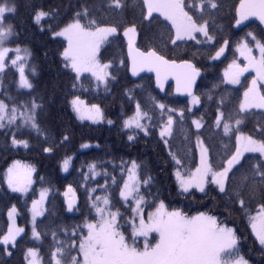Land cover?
Here are the masks:
<instances>
[{
    "label": "trees",
    "instance_id": "trees-1",
    "mask_svg": "<svg viewBox=\"0 0 264 264\" xmlns=\"http://www.w3.org/2000/svg\"><path fill=\"white\" fill-rule=\"evenodd\" d=\"M184 2L191 5L194 0ZM195 2L199 3V0ZM216 2L218 9L205 11L210 34L219 42L216 47H219L224 39L230 40L231 43L224 56L211 60L209 55L214 54L215 48L209 47L207 43L197 44L196 41L186 40L178 41L177 46H173L170 35H174V30L171 29L170 22L164 21V17L157 13H153L151 22L144 20L141 15V0H121L122 8L119 9L115 8L112 0H14L16 11L14 14H6L5 21L13 25L14 35L5 46L29 49L31 56L26 74L34 84L35 90L18 89L17 71L10 66L0 74V99H6L5 94L16 98L17 103L35 98L37 103L42 105L37 110V118L48 139L45 140L44 134L37 135L28 127L21 126L17 129L13 126L0 129V234L7 231V213L13 204L18 210L17 224L25 229V233L17 238V246H8L11 255H8L4 251L5 246L0 244V264H26L25 253L28 248L39 249L44 264H49L51 252L55 250L56 244L59 241H67L72 226L82 223L83 218L89 216V191L97 189L92 193L93 198L102 195L98 185L105 184V172L108 173V191L112 194L113 202L119 200V187L112 185L111 178L115 177L119 186H122L126 171L122 173L121 168L124 163L129 164L132 160L140 165L141 179L149 176L152 178L151 185L141 189L147 201L144 206L146 210L154 208L163 200L168 209H180L187 215L198 212L216 215L236 229L240 237L241 254L249 260V264H264V248H261L255 239L250 226V216L258 210L261 203L260 178L255 177L257 192L250 199L247 211L241 210L238 204L233 206L223 194H218L216 187L211 184L205 192L196 189L184 192L176 181L174 161L169 155L170 150L179 153L184 160L185 169L194 170L198 154L196 130L191 120L201 117L204 127L200 130V137L209 149V160L214 168L235 151V135H232L231 139L224 137L222 128L216 129L214 121L221 95L225 97L226 107L223 110L235 112L248 85V76L238 85H224L221 83L222 71L237 56L235 43L246 33L252 32L257 39L264 40V25L257 17H249L240 25H236L235 7L238 6L239 0ZM84 8L90 13L88 19L94 18L118 26V32L101 48V61L112 63L109 71L115 77L107 89L103 85L97 88L95 79L88 74H83L79 80L75 79V74L64 67L60 55L66 41L61 37L54 38L50 31V28L59 30L64 23L71 20L75 12ZM37 9L50 13L40 24L34 21ZM133 23L137 25L136 46L142 51L149 47L156 48L166 59L178 62L191 60L201 69L194 89V93L201 97L200 104L191 110L188 96L175 93L171 84L160 91L155 88L152 76H141L137 79L131 77L123 30ZM198 39L204 40L201 36H198ZM31 68H35L34 76ZM215 84L220 85L219 89L213 88ZM209 93L211 99L208 98ZM74 96H79L90 104H98L102 109L103 119L97 123L78 119L70 106V99ZM137 102L152 117L151 122H145L150 128L147 135L142 131L133 133L123 126L124 120L133 114ZM156 103L177 109L173 135L169 137L167 146L159 137V124L167 120V112L161 120L160 109L155 106ZM180 109H185L183 121L179 119ZM240 118V130L257 139H264L260 132V129L264 128L263 111L252 109ZM109 120L112 121L111 124L108 123ZM14 133L18 139L28 140L29 147L13 146L11 139ZM65 135L68 136L67 141L63 140ZM129 135H135L136 139L129 141ZM84 143H88V147L82 148ZM45 147H53L54 150L45 153ZM66 157H71L72 161L69 170L64 172L62 162ZM13 160L24 162L36 169L34 183L25 195L12 192L4 183L5 169ZM262 160L264 159L257 153H246L241 160L242 167L237 166L235 175L232 176V184L244 185L247 190L254 180L252 168ZM93 163L100 174L89 176L85 181L84 174L89 172V165ZM69 184L76 190L80 207L78 212L68 213L64 204L62 193ZM41 187H47L49 190L46 201L48 211L37 219L38 230L42 236L40 240H35L29 227V204ZM117 206L120 207V203ZM120 210L125 213L126 218L131 215L129 204L123 205ZM64 228L69 229L67 235ZM53 232L56 233L55 241ZM153 241L154 237L151 242ZM76 254L75 251L72 252V255Z\"/></svg>",
    "mask_w": 264,
    "mask_h": 264
},
{
    "label": "snow or ice",
    "instance_id": "snow-or-ice-1",
    "mask_svg": "<svg viewBox=\"0 0 264 264\" xmlns=\"http://www.w3.org/2000/svg\"><path fill=\"white\" fill-rule=\"evenodd\" d=\"M112 4L115 8H122L121 0H112ZM218 8L216 0H199V3L194 0L191 5H186L184 0H141V15L144 20L151 22L153 13H159L164 17V21L170 22L171 29L174 30V35H170L173 46H177L178 41L186 40L196 41L197 44L207 43L209 47L215 48L214 54L209 55L211 60H218L224 56L231 43L230 40L224 39L219 47H216L219 42L214 35L210 34L209 20L205 18V11ZM15 11L14 0H0V74L11 66L19 73L17 88L34 91V84L25 74L27 60L31 53L28 49H22L19 46L5 47L9 38L14 35L13 25L5 22L6 14H14ZM235 14L236 25H240L249 17H257L261 23H264V0H239L238 6L235 7ZM49 15V12L37 9L34 21L40 24L41 20ZM89 15L88 9L84 8L82 11L75 12L71 20L64 23L59 30L50 28V31L54 38L63 37L66 40V46L63 47L60 55L64 67L75 73V79L79 80L83 74L88 73L95 79L97 88L103 85L107 89L110 81L115 77L109 71L112 63L101 62V48L118 32V26L94 18L88 19ZM137 35L135 23L124 27L123 36L127 39L132 75L136 76L145 69L154 71L157 85L161 89L163 79L172 75L176 80V91L187 93L191 105L200 104L201 97L194 93L193 86L201 75V69L191 60H181L177 63L176 60L166 59L156 48L149 47L142 51L136 46ZM198 35L205 39L199 40ZM249 38L254 41V45L250 43ZM253 48L258 50V56L254 54ZM12 52L15 56L9 59V53ZM235 52L239 54V57H243L246 63L241 64L238 57L234 58L224 69L221 83L240 84V78L249 69H253L256 73L251 83L245 87L243 99L240 100L234 113L223 110L226 107L224 95L220 96L217 105L214 126L216 129L222 128L224 137L231 139L232 135H235V151L227 155V158L214 168L209 160V149L200 137V130L204 127L201 117L191 120L196 130V147L200 154L199 163L194 170L185 169L184 160L179 153L170 150L169 155L174 161L176 181L184 192H188L191 188L205 192L207 186L211 184L231 205L238 204L239 208L245 211L248 209L250 199L256 195L255 177L258 176L261 203L256 215L250 216V223L255 239L261 248H264V160L253 166L254 180L247 190L244 185L232 184V176L235 175L237 166L242 167L241 160L245 153H259L261 157H264V139H256L240 131L242 124L240 117L243 114L253 108L264 109V91H262L264 89V40L257 39L255 34L248 32L235 43ZM121 63L123 64L124 61ZM30 71L34 76L35 68H31ZM219 87V84L213 85L214 89ZM5 95L6 99H0V129L13 126L17 129L21 126L28 127L37 135L44 134L47 140L48 137L37 118V110L42 105L37 103L35 98L28 102L17 103L16 98ZM208 98H212L210 93ZM70 103L73 112L80 120L89 119L97 122L103 119L98 105L85 108L84 101L79 96H74ZM155 106L160 109L161 120L167 112V120L159 124V137L167 146L169 137L173 135L174 116L177 109L168 108L163 103H156ZM188 111L191 110L188 109ZM184 118L185 109H180L179 119L183 121ZM145 120L151 122L152 117L137 102L135 112L124 120L123 126L133 133L142 131L147 135L150 128L149 124L144 122ZM108 123L111 124L112 121L109 120ZM260 132L264 135V128H261ZM135 139V135L128 136L129 141ZM63 140L67 141L68 136L65 135ZM11 143L13 146L29 147L28 140L18 139L16 133L12 135ZM82 147H88V145L85 144ZM53 150V147L43 148L45 153H51ZM71 161V157L63 160L64 172L69 170ZM96 167L95 163L89 165V172L84 174L85 181L89 176L95 177L100 174ZM139 170L140 165L132 160L130 164L124 163L121 168L122 173L127 172V178L124 179L122 186H119L115 177L111 178L112 185L119 187V200L115 203L112 194L108 191L110 187L107 180L108 173H104L105 184L98 185L102 195L93 198L92 193L97 189L93 188L89 191V216L84 217L82 223L72 226L71 235L67 241H59L56 244L55 250L51 252L49 264H249V260L241 254L240 237L236 229L216 215L198 212L190 216L180 209L169 210L164 201L160 200L155 211L145 216L143 209L147 201L141 189L150 186L152 178L149 176L141 179ZM35 171L36 169L31 165H22L20 161H14L6 170L4 180L12 192L27 194L34 183ZM48 191V189H42L40 198L32 200L31 234L35 240H40L42 236L41 231L38 230L37 217L44 216L48 211L45 207ZM75 191L69 184L64 193L69 213L80 211ZM129 201L134 204V207L131 208V215L126 218L120 207L129 204ZM118 203L120 207L117 206ZM17 213L16 205L13 204L8 210L7 231L0 234V244L5 246L4 251L8 255H11L8 246L16 247L17 238L25 233V229L15 223ZM81 215L83 216V213ZM64 232L67 235L69 229L64 228ZM152 233L156 234L154 243L149 240ZM52 236L55 241L56 233L53 232ZM141 237L144 240L142 247L138 245ZM73 251L77 254L72 255ZM25 259L27 264H44L40 250L37 248H28Z\"/></svg>",
    "mask_w": 264,
    "mask_h": 264
},
{
    "label": "rangeland",
    "instance_id": "rangeland-1",
    "mask_svg": "<svg viewBox=\"0 0 264 264\" xmlns=\"http://www.w3.org/2000/svg\"><path fill=\"white\" fill-rule=\"evenodd\" d=\"M157 14H159V13H157ZM160 15V14H159ZM263 25H264V23H262ZM198 36H200V35H198ZM61 38H63V37H61ZM64 39V38H63ZM201 39H205L203 36H201ZM250 40H251V38H249ZM65 40V39H64ZM66 41V40H65ZM126 42H127V39H126ZM67 43V42H66ZM252 45H254V41H251L250 42ZM5 47H9V48H16V47H11V46H5ZM20 48H22V49H28L27 47H20ZM28 51H29V49H28ZM253 51H254V54L255 55H259V52H258V50L257 49H255V48H253ZM30 52V51H29ZM21 55H23V53H21ZM15 56V53L14 52H12V53H9V59H11L12 57H14ZM239 58V62L241 63V64H244V63H246V61H244V59H243V57H239V54L237 53V56L235 57V58ZM28 61H29V58H28V60H27V67H26V73H27V68H28ZM232 61V60H231ZM231 61L229 62V63H231ZM102 63H107V62H103V61H101ZM228 63V64H229ZM227 64V65H228ZM227 65L224 67V69L227 67ZM224 69H223V71H222V74H223V72H224ZM25 73V74H26ZM17 74H18V81H19V73L17 72ZM75 74V73H74ZM85 74H88V73H85ZM27 75V74H26ZM88 75H90V74H88ZM256 75V73H255V71L253 70V69H249V71L248 72H245L244 73V75L240 78V80H242L245 76H248V85L251 83V80H252V78L254 77ZM230 85V84H229ZM236 85H238V84H236ZM235 86V85H234ZM262 91H264V89H262ZM81 99V98H80ZM242 99H243V97H242ZM72 100V98L70 99V101ZM82 101H84V107L85 108H90L92 105H98V104H90V103H88V102H86L84 99H81ZM188 100H189V104H190V97L188 96ZM70 106H71V103H70ZM99 106V105H98ZM195 106H197V105H191L190 104V109L192 110ZM100 107V106H99ZM72 108V107H71ZM100 109H101V107H100ZM253 109H255V110H259V111H263L264 112V109H259V108H253ZM250 110H252V109H250ZM101 111H102V109H101ZM134 112H135V110H134ZM133 112V113H134ZM75 113V112H74ZM75 115H76V113H75ZM133 115V114H132ZM131 115V116H132ZM130 117V116H129ZM128 118V117H127ZM126 118V119H127ZM196 119V118H195ZM83 121H88V122H91V123H97V122H100L101 120H99V121H97V122H93L92 120H89V119H84ZM147 120H145L144 122H146ZM147 123H148V121H147ZM241 132H243L242 130H240ZM243 133H245V132H243ZM246 135H249V134H247V133H245ZM255 138V137H254ZM202 139V138H201ZM257 139V138H256ZM85 144H87V145H89L88 143H84V144H82V145H85ZM82 148H84V147H82ZM197 148V147H196ZM197 154H198V161H197V164L199 163V158H200V154H199V149L197 148ZM246 154V153H245ZM257 154H259V153H257ZM260 155V154H259ZM261 156V155H260ZM263 159H264V157H262ZM14 161H18V160H13L8 166H7V168L5 169V172H4V176H5V173H6V170L8 169V167L9 166H11L12 164H13V162ZM21 162V161H20ZM21 164L22 165H28V164H26V163H24V162H21ZM130 164V163H129ZM33 167V166H32ZM35 173V172H34ZM34 173H33V180H34ZM127 178V172H126V175H125V178L124 179H126ZM4 179V178H3ZM4 183H5V185L7 186V184H6V182H5V180H4ZM122 185H123V183H122ZM32 187V186H31ZM8 188V187H7ZM9 189V188H8ZM31 189V188H30ZM29 189V190H30ZM42 189H48L47 187H41V188H39L38 189V191H37V195L32 199V200H34V199H39L40 198V192H41V190ZM191 189H196V188H191ZM191 189H189V190H191ZM10 190V189H9ZM196 190H198V189H196ZM199 191V190H198ZM29 192V191H28ZM27 192V193H28ZM14 193H17V194H21V193H19V192H14ZM48 193H49V191H48ZM21 195H25V194H21ZM47 198H48V194H47ZM32 200L30 201V204H29V227H30V230H31V220H32V214H31V211H30V209H31V205H32ZM47 201V200H46ZM46 201H45V207H46ZM158 204H159V202H158ZM157 204V205H158ZM129 205H130V207L132 208V207H134V204H132L131 203V201H129ZM156 205V206H157ZM156 206L154 207V208H152V209H148V210H146L145 209V207H144V209H143V211H144V214H145V216L147 215V213H149V212H154L155 211V208H156ZM169 210H172V209H169ZM258 211V210H257ZM256 211V212H257ZM256 212L252 215V216H255L256 215ZM193 215H196V214H193ZM191 216V215H190ZM7 217H8V213H7ZM41 217V216H40ZM40 217H37V219L38 218H40ZM15 223H16V225H18L17 224V221H16V218H15ZM8 224H9V219H8ZM19 226V225H18ZM250 226H251V223H250ZM20 227H23V226H20ZM24 228V227H23ZM23 234V233H22ZM254 235V234H253ZM152 237H156V234L155 233H152L151 235H150V237H149V240L151 241L152 240ZM255 237V236H254ZM155 242V240L152 242V243H154ZM143 243H144V240H143V238L141 237V238H139V240H138V245L139 246H143ZM27 251V250H26ZM26 264H27V261H26Z\"/></svg>",
    "mask_w": 264,
    "mask_h": 264
},
{
    "label": "water",
    "instance_id": "water-1",
    "mask_svg": "<svg viewBox=\"0 0 264 264\" xmlns=\"http://www.w3.org/2000/svg\"><path fill=\"white\" fill-rule=\"evenodd\" d=\"M127 60H128V71H129V74L131 75V77L133 79H137V78H139L141 76H152L156 89H158L160 91H163L166 88L167 85L171 84L173 86V89H174L175 93H177L179 95H183V96H188L187 93H179V92L176 91V87H177L176 80H175V77L172 76V75H169V76H167L166 79H163V88L162 89L157 85V77H156V73L154 71H148L147 69H145V70L139 72L138 75L133 76L132 73H131V70H130V68H131L130 60L128 59V48H127ZM177 63H179V62L177 61ZM196 84H197V80H196L195 85L193 86V91L195 89ZM66 190H67V187L64 189V191L62 193V197H63L64 204H65V207H66V210H67L66 197L64 196V193H65ZM75 195H76V193H75ZM76 197H77V195H76Z\"/></svg>",
    "mask_w": 264,
    "mask_h": 264
}]
</instances>
